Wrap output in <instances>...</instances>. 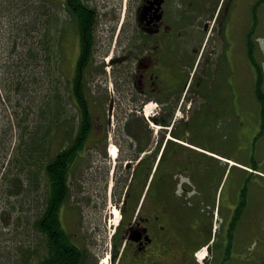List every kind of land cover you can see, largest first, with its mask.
<instances>
[{
  "label": "flooded vegetation",
  "instance_id": "flooded-vegetation-1",
  "mask_svg": "<svg viewBox=\"0 0 264 264\" xmlns=\"http://www.w3.org/2000/svg\"><path fill=\"white\" fill-rule=\"evenodd\" d=\"M50 4L52 105L81 138L55 124L43 163L77 264H264V0Z\"/></svg>",
  "mask_w": 264,
  "mask_h": 264
},
{
  "label": "trees",
  "instance_id": "trees-1",
  "mask_svg": "<svg viewBox=\"0 0 264 264\" xmlns=\"http://www.w3.org/2000/svg\"><path fill=\"white\" fill-rule=\"evenodd\" d=\"M52 19L50 0H0V20L4 23L3 46L0 45V113L5 118L1 127L5 135L1 179L6 199L15 198L12 210H17L12 221L19 238L12 245L15 264H77L78 259V253L69 250V236L57 211L52 210L59 180L55 179V185L52 180L55 173L51 172L50 164L43 163L52 157L50 143L55 124L64 128L59 132L61 143L73 144L81 138L80 131L75 130L79 127L75 116L65 110L55 111L51 103ZM257 86L256 83V94ZM134 127L143 130L146 125L137 120ZM190 130L191 122L187 128L183 126L184 133ZM15 133L16 144L11 149ZM62 152L71 163L76 158L70 149ZM43 166L44 173H39L38 168ZM41 176L46 184L42 193L37 191ZM12 210H5L9 218Z\"/></svg>",
  "mask_w": 264,
  "mask_h": 264
},
{
  "label": "rangeland",
  "instance_id": "rangeland-1",
  "mask_svg": "<svg viewBox=\"0 0 264 264\" xmlns=\"http://www.w3.org/2000/svg\"><path fill=\"white\" fill-rule=\"evenodd\" d=\"M1 20H0V45L3 46L2 34L4 33V23H2ZM249 84L251 85L252 88L253 82H248V85ZM146 122L148 121L146 120ZM4 123H5V118L0 113V264H15V252H14V248H12V245H16L19 242V238L17 237L16 232H14L13 230L12 221H13V216L17 210L16 209L14 211L12 210V206H14L15 203V198L10 199L9 201L6 199V194L4 193V186H3L4 183L2 182L1 179L2 176L1 173L3 172V169L1 170L2 167L1 156L3 154V147L5 145V135H2L1 127L3 126ZM14 136L15 138H13L11 149H13L14 145L16 144L17 134L15 133ZM189 140L191 143H194L200 148L205 150H210L215 153H223V154L227 152V147L225 143V141L227 142V139L224 137V134L215 133L213 135V134H207L203 130H199L196 134L191 132ZM27 203L30 204L31 202L27 201ZM16 208H18V205L16 206ZM10 209L12 210V213L9 218L8 210ZM5 210L8 212H6ZM6 223H9L8 227L6 226ZM116 223H117V219L112 217L109 223L110 226L107 224V226H109L110 228L107 230L109 233L111 232V229ZM10 257H12L11 260H9Z\"/></svg>",
  "mask_w": 264,
  "mask_h": 264
},
{
  "label": "bare ground",
  "instance_id": "bare-ground-1",
  "mask_svg": "<svg viewBox=\"0 0 264 264\" xmlns=\"http://www.w3.org/2000/svg\"><path fill=\"white\" fill-rule=\"evenodd\" d=\"M52 103V102H51ZM113 155H114V153H113Z\"/></svg>",
  "mask_w": 264,
  "mask_h": 264
},
{
  "label": "clouds",
  "instance_id": "clouds-1",
  "mask_svg": "<svg viewBox=\"0 0 264 264\" xmlns=\"http://www.w3.org/2000/svg\"><path fill=\"white\" fill-rule=\"evenodd\" d=\"M193 194H195V193H193Z\"/></svg>",
  "mask_w": 264,
  "mask_h": 264
}]
</instances>
